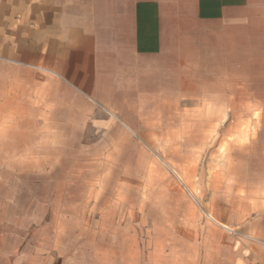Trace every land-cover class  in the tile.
Instances as JSON below:
<instances>
[{
    "label": "rangeland",
    "instance_id": "1",
    "mask_svg": "<svg viewBox=\"0 0 264 264\" xmlns=\"http://www.w3.org/2000/svg\"><path fill=\"white\" fill-rule=\"evenodd\" d=\"M254 70L220 121L203 113L216 98L133 115L135 135L109 115L23 114L16 144L0 140V264L26 246L52 264H234L264 246L250 235L264 230V60Z\"/></svg>",
    "mask_w": 264,
    "mask_h": 264
},
{
    "label": "crops",
    "instance_id": "2",
    "mask_svg": "<svg viewBox=\"0 0 264 264\" xmlns=\"http://www.w3.org/2000/svg\"><path fill=\"white\" fill-rule=\"evenodd\" d=\"M263 50L264 0H0V140L16 144L33 113L109 115L135 135L131 116L190 98L221 99L203 113L224 120L225 99L252 92ZM36 248L12 264H52ZM237 256L264 264V246Z\"/></svg>",
    "mask_w": 264,
    "mask_h": 264
},
{
    "label": "built area",
    "instance_id": "3",
    "mask_svg": "<svg viewBox=\"0 0 264 264\" xmlns=\"http://www.w3.org/2000/svg\"><path fill=\"white\" fill-rule=\"evenodd\" d=\"M247 264H260L258 262H248Z\"/></svg>",
    "mask_w": 264,
    "mask_h": 264
}]
</instances>
